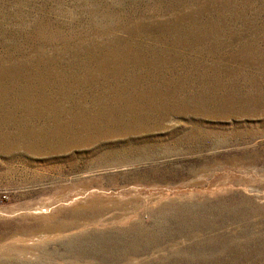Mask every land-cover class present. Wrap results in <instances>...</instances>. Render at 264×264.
Returning <instances> with one entry per match:
<instances>
[{
	"label": "rangeland",
	"instance_id": "obj_1",
	"mask_svg": "<svg viewBox=\"0 0 264 264\" xmlns=\"http://www.w3.org/2000/svg\"><path fill=\"white\" fill-rule=\"evenodd\" d=\"M0 264H264V0H0Z\"/></svg>",
	"mask_w": 264,
	"mask_h": 264
}]
</instances>
